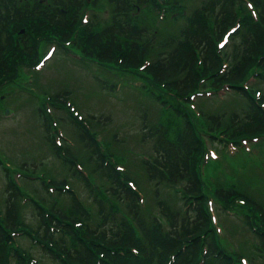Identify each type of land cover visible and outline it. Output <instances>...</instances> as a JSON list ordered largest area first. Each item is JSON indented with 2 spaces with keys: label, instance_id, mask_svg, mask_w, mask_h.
I'll list each match as a JSON object with an SVG mask.
<instances>
[{
  "label": "trees",
  "instance_id": "1",
  "mask_svg": "<svg viewBox=\"0 0 264 264\" xmlns=\"http://www.w3.org/2000/svg\"><path fill=\"white\" fill-rule=\"evenodd\" d=\"M97 1L50 0V3L45 4L40 3L39 0H0V79L6 78L11 72L9 50L13 51L16 48L28 51H32L33 48L34 50L31 35L35 36L39 33L36 24H44L48 34L60 30L65 36L77 19L80 9L86 4H95ZM105 1L108 7L107 19L100 24L93 19L94 14L89 15V20L84 25L86 32L81 43L76 47L83 57H94L108 62L112 60L116 62L118 57L117 61L123 67H138L144 61L143 59L147 58L142 64L144 65L142 73L144 81L136 87L135 103L139 107L137 108L138 116L136 115L139 127L143 128V137L145 136L150 144L151 155L147 159L140 158L138 161L146 179L172 186L177 185L174 186L177 187L175 191L182 195V201L190 197L191 204L187 203L182 210L181 206L175 208L174 201L170 198L168 200L171 204L162 201L161 196L155 197L157 212L168 224L165 234L157 241L155 236L159 235L158 230L161 227L159 222L155 218L147 221L143 217V210L139 207L136 193L117 181L113 170L102 161L94 140L79 128L77 138L81 143V149L84 147L87 152L93 154V159H97V165L101 168L99 175L106 174L109 178L102 190V195L107 193L115 197L122 205L123 213H114L113 208L108 203H104L103 196L93 193L90 197L92 202H95H93L95 204L93 213L98 220L100 218L102 225L97 231L95 228L92 229L96 224L89 225L91 212L85 211L75 201L73 193L65 190L75 215L79 216L86 226H82L81 233L75 236L72 235V229L65 224L64 229L60 231L67 233V237L60 232L54 235L53 239L47 231V223L42 217L41 209L32 205L31 199L20 201L26 191L22 186L14 187L11 180L7 178L6 167H0L1 175L8 179L5 184V198L2 199L0 209V264L3 261V247L10 240L7 233L17 229L28 233V242L41 243L37 247L41 251L37 257H47L49 264H94L95 254L90 247V243H95L93 237L105 241L103 246L117 247V243H120L117 237L121 232L128 234L122 244L137 246L139 255L137 260H140V264H162L170 251L174 257L169 264H195L201 243L197 237L199 233L207 237L205 232L207 227L197 199L202 197L205 190H208L215 198L225 201L237 193L232 186L238 185L236 181L232 184L216 182L214 177L211 182L207 178V173L204 176L198 174L197 164L203 148L198 131L202 130L209 138H232L238 133L264 132V108H260V102L264 101V91L258 92L257 101H255L253 94L250 93L252 87L249 84L242 85L250 64L257 62L264 67V0H250L256 12V20L245 19L242 23L240 20L236 28L234 15L239 10L240 4L235 2L239 3V0H202L203 2L199 5H193L185 24L179 25L174 32L165 33L157 41H152V37L158 34L157 30L147 29V20L150 17L142 14V10H147L154 16L157 10L155 0ZM165 2L166 7L173 5L170 0ZM171 10L173 6L169 7L165 13L169 14ZM20 23H26V27L22 33L13 37L12 30ZM231 27H233L232 32H229L232 34L231 44L227 40L223 45L225 48L230 44V48L228 46L222 56L221 53L218 54L216 39ZM222 60L225 65H222ZM74 62L77 65H69L71 68L83 67L80 60ZM93 79L100 87L106 90L112 89V81L107 76L96 73ZM222 84L227 85L225 99L232 96L228 102L230 109L216 111L218 108L216 110L204 108L203 110L201 106L204 103L200 106L198 101L197 108L202 117L199 120L204 124L203 128L198 123L194 124L189 117L191 112L188 105L186 106L187 93L204 87L215 89ZM165 91L176 102L169 104L163 102L164 98L160 92ZM51 93L52 99L58 103H63L64 98L70 96L69 89L64 88H56ZM145 98H149L153 103L167 104L166 109L162 108L167 111V116L159 113L157 109L151 112V109L145 105ZM239 101L241 108L236 110V107L240 106ZM30 105L36 112L34 121L40 128V137L54 156L55 145L48 130V115L34 103V107L31 103ZM165 119H168V124H165ZM57 121L61 124L67 121L77 124L73 122L70 114L57 116ZM66 153L73 158L72 150L68 147H66ZM84 157L88 161L92 159L89 155ZM61 162L65 164L70 174L74 172L70 162ZM25 167L27 168V165ZM64 180L60 178L56 181L51 178V183L59 185ZM81 180L88 185L85 180ZM38 184L43 189V183ZM59 191L57 188V192ZM151 193L157 195L155 189ZM258 200L262 203L249 199L260 210L262 228L257 234H252L255 240L251 242L248 249L251 255L254 256L255 253L261 257L260 261L264 264V199ZM26 203L30 204L35 212L34 225L38 224L35 228L25 225L19 218L20 207ZM240 211L243 212V210ZM52 212L64 223L70 219L67 214L57 208H53ZM244 214L247 213L244 212ZM49 218L52 217L49 216ZM51 221L58 224L57 220ZM242 222L246 224L245 219H242ZM28 228H34L32 236H29L31 231ZM48 242L49 247H47ZM243 246L246 248L245 241ZM9 248H7L8 252L12 250V246L10 245ZM20 249V246L19 250L14 249L18 264H21ZM57 251L62 257L57 256ZM27 252V250L24 251V253ZM120 260V264H123L122 257ZM249 260L251 262L252 257ZM98 264L107 263L99 260ZM201 264H239V262L231 250L222 248L212 239H207Z\"/></svg>",
  "mask_w": 264,
  "mask_h": 264
},
{
  "label": "rangeland",
  "instance_id": "2",
  "mask_svg": "<svg viewBox=\"0 0 264 264\" xmlns=\"http://www.w3.org/2000/svg\"><path fill=\"white\" fill-rule=\"evenodd\" d=\"M170 1L173 5L170 4L168 7H162L158 4L154 16L147 10H142L144 16L150 17L147 20V29L151 31L155 28L158 33L155 37H152V41L161 39L165 33L174 32L179 25L185 24L193 5L197 6L203 2L202 0ZM235 4H240L239 10L234 15L236 27L239 26L240 20L241 23L245 19L255 21L254 9H251L244 0H239V3L236 1ZM172 6L173 10L169 11V14L165 13ZM87 7H89L88 12H90V15L94 14L93 19L97 20V22L100 23L106 19L108 7L105 0H99L95 4L84 5L80 11V16L84 14ZM157 12H162L163 15L159 17ZM83 17L74 22V25L69 28L65 36L61 34L60 30L58 32L52 31L48 34L44 24H36L39 33L35 36L31 35L34 50L33 48L32 51L17 48L13 51L9 50L11 72L6 78L0 79V99H2L0 100V158L2 162H0V167L4 164L7 169V178L22 186L26 190L25 195L32 191L36 192L35 190L39 189L38 183H40V179L35 175H42L44 178L51 177L57 181L60 178H64L69 191L78 197L79 204L84 207L85 211L91 212L89 225L94 226L96 224L92 229L95 228L98 231L102 225L100 218L96 220V216L93 213L95 202L93 201V203L90 198L93 193L103 196L104 203H108L113 208L114 213L119 214L121 212L120 214H122L123 208L115 197L107 193L102 195V190L107 185L109 178L106 174L99 175L101 168L97 165V159H93V154L87 152L84 147L81 149L77 131L83 129L82 126H86L85 122H77L74 125L68 121L63 124L57 121V116H67L69 113L81 117L88 124L90 133L92 134L93 132L96 135L97 149L103 152L105 161L114 164L115 171L120 178H130L133 183H136L142 200L139 207L143 210V217L147 221L155 218L161 226L158 230L159 235L155 236V239L159 241L168 229V224L161 219L157 212L155 197L160 198L161 196L162 201H167L168 203H170L168 200L170 198L174 201V207L180 208L181 206L182 210H184L187 203L191 204L189 201L191 198L189 197L182 201V195L177 194V191H175L177 187L174 186L177 185L172 186L167 183L146 179L138 159L142 155H151L150 144L145 136L143 137V128L139 127L137 118V108L139 107L135 103L136 87L144 81V76L142 75L143 67H123L119 65L118 57H116V62L113 60L108 62L105 60L100 61L94 57L81 56L76 46L81 43L86 32L82 26L83 22H86L83 21ZM21 27L25 29L26 23H20L12 30L11 34L13 37L23 32V29H20ZM231 35L229 34L228 36L230 44ZM230 44L225 48L217 46L218 54L221 53L223 56L228 46L230 48ZM79 60L84 68L73 69L69 66H76L77 64L74 61ZM96 73H101L102 76L110 78L112 81L111 90H106V88L97 85L93 79ZM245 75L244 83L252 87L250 93L256 96L259 91H264L263 66L261 67L257 62L250 64ZM56 88L69 89L70 97L67 103L61 105L52 99L51 92ZM73 91L75 92L73 93ZM223 91V89H219V92L222 93ZM160 95L164 98L163 102H168L167 104L176 102L171 99L166 91L160 92ZM197 95H199L197 99L200 106L204 103L201 106L203 110L204 108L206 110H216L218 108L216 111L230 109L228 102L232 96L226 99L225 97L217 99L218 95L214 97L200 93ZM192 98L193 96L190 99ZM163 102L153 103L149 98H145V105L151 109V112L157 109L159 113L166 117L167 111L163 109H166L167 104L163 105ZM196 102L195 98L194 109H196ZM30 103L33 107L34 105L40 107L44 114L49 115L54 120V124L67 136L70 146H62L63 140H60V146L61 148L68 147L69 150H72L74 160L82 166L88 175V185H85L84 181L81 180L82 178L80 179V175L75 170V165L74 172L70 174L65 164L57 156V150L54 156L50 153L48 146L45 145L40 137V128L37 122L34 121L36 112L32 109ZM239 105L236 110L241 108L240 101ZM6 106L9 107L7 113L3 112ZM149 108L147 109L148 112ZM188 108L191 112L189 117L194 124L198 123L203 128L202 125L204 123L199 120L202 117L196 112L198 108L196 110L192 109L191 106H188ZM95 120L96 122H94ZM168 123V119H165V124ZM52 126H54L53 122L51 123ZM202 146V149L205 148V150L204 154L201 153L199 157L197 164L198 174L204 176L207 173V178L211 182L212 177H214L216 182L222 181L223 183L232 184V182L236 181L238 183L236 187L232 186L237 193L225 199V201L215 198L208 190H205L202 197L197 199L201 205L205 226L208 228L205 232L208 235H213L222 248L231 250L236 245V251L243 253L244 248L240 245V242L243 244V241H245L246 246H248L255 240L252 235L254 233L252 231V223L257 228L262 226L260 210L249 199L257 203H262L258 199H264V132L238 133L226 141L210 138L206 139V144L202 143ZM87 155L92 157V159L86 160L84 156ZM25 165H27V168ZM7 181L8 179L5 176L3 177L0 172V207L2 206L1 200L5 198V184ZM44 188L47 189L44 190L45 194L35 193L39 197L38 200L45 207H49L47 211L43 210L44 215H50L48 210L52 212L53 208L64 212L70 217V223L67 226L72 229V235L78 236L80 228L86 225L79 219V216L75 215L65 191L57 192L54 187H51L49 182L46 183ZM154 189L157 195L151 193ZM234 204L239 207L238 211L227 213L225 207L231 208ZM240 210H243V212ZM244 212L247 214H244ZM19 215L21 222H24L25 225L28 224L34 228L38 225H34L36 217L30 204L21 205ZM124 217L128 218L127 216ZM71 218L75 221L74 223L71 222ZM242 219H245V225ZM216 221L222 223L223 227L228 228L229 233L225 234V241L223 234L216 235V231L220 233ZM60 222L63 221L60 220ZM215 225L216 231L214 229ZM47 226L53 239L54 235L64 229L63 226H55L53 224H48ZM28 229L32 233L33 229ZM19 230H12L7 233L10 240L3 247V261L1 264H18L17 257L8 254L7 249L10 245H14L15 242L22 247L29 248L25 249L28 251L27 253L21 255L22 264H49L47 257H37L38 253L41 252L37 249L40 243L34 242L32 244L28 242V233L26 231L20 232ZM258 231H255V233L257 234ZM61 233L67 237V233ZM127 236L128 234L124 232L119 233L117 238L120 243H117L118 246L114 248L103 246L105 241L93 237L95 243H90V247L95 257L99 260L106 258V263L120 264V257H122L123 264H131V262L140 264V260H137L139 256L137 246L122 244ZM245 250L244 252L247 255ZM260 259L262 258L254 253L251 263L263 264ZM167 260L168 256L166 254L162 264H166Z\"/></svg>",
  "mask_w": 264,
  "mask_h": 264
}]
</instances>
